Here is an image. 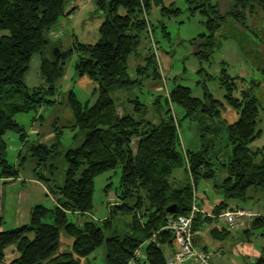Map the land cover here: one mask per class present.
<instances>
[{"label":"trees","instance_id":"1","mask_svg":"<svg viewBox=\"0 0 264 264\" xmlns=\"http://www.w3.org/2000/svg\"><path fill=\"white\" fill-rule=\"evenodd\" d=\"M187 1L203 15L206 27L197 39L195 56L209 62L224 40L232 38L260 77L231 75L223 61L219 78L225 88L223 99L207 90L200 98L192 94L189 86L176 84L148 104L141 100L138 90L144 88L147 80H163L158 49L152 46L156 43L142 49L145 37L153 39L150 16L156 7L164 13H179L181 8L166 6L164 0H96L106 14L99 27L100 39L91 44L76 38L73 46L62 49L49 34L61 18L76 11L78 6L73 0H0V177L17 178L28 158L35 157V176L57 200L54 207L35 205L28 224L0 230V264L11 245L17 246L19 256L9 264H84L83 260L104 243L106 264H127L135 250L158 230V243L146 246L145 261L167 264L166 257L175 250L166 255V247L173 246L174 235L164 227L170 216L190 211L201 178L216 176L212 155L223 133L232 151L227 162L222 163L227 177L219 185L224 200L216 213L227 208V200L247 201L251 189L255 190L256 199H264V147L251 150L249 146L262 134L257 124L260 108L264 110V0H224L225 9L223 0ZM54 46L60 48L57 56L48 52ZM74 52L79 53L77 76L89 77L97 88L92 94L96 95L93 103L82 102L72 89L65 96L73 113V120L65 127L79 129L72 146L62 148L59 138L51 146L34 141L28 145L30 154H19L20 161L14 164L9 160L8 135L16 132L27 143L26 128L17 115L58 103L45 94L58 93V83ZM35 54L42 55L43 83L29 87L26 77ZM117 89L127 96L134 94L126 99L133 103V111L117 104L111 92ZM174 104L184 108L183 118L200 123V150L184 149L179 122L172 110ZM150 105L154 109L151 119ZM118 107H123L122 113ZM226 107L237 111L236 121L223 117ZM134 139L136 150L132 146ZM118 167L122 170L118 200L103 223L110 227L118 211L131 213V231L106 237L104 227L95 220L71 221V213L91 212L95 178ZM176 169H183L186 175L179 186L172 180ZM171 204H177L174 213L167 212ZM209 217L198 213L193 230ZM255 230L264 235L263 214L254 215L246 231ZM63 233L71 238L69 249L61 248ZM250 264H264V254Z\"/></svg>","mask_w":264,"mask_h":264},{"label":"rangeland","instance_id":"2","mask_svg":"<svg viewBox=\"0 0 264 264\" xmlns=\"http://www.w3.org/2000/svg\"><path fill=\"white\" fill-rule=\"evenodd\" d=\"M212 1L215 2L216 0ZM73 3L78 6L76 11L68 17L61 18L49 34L52 41L55 43L60 42L62 49H68L73 46L76 38L81 42L96 43L100 39L99 27L106 17L105 12L98 8L96 0H73ZM164 3L166 6H171L172 4V8H181V11L179 13L168 11L164 13L154 8L150 16V20L154 25L153 39H151V37H145L142 42V49L143 46L153 44L154 42L156 43V45L152 46H157L156 48L159 51V62L164 77L163 80H147L144 83V88L138 90V95L142 101L150 104L149 101L153 100L154 95L165 94L176 84L189 86L192 89V94L200 98H204L207 90L212 93L215 98L223 99L225 88L220 86V73H218L221 71L223 61L227 62V69L231 75H242L247 78H251L252 76L260 77L259 71L254 70L251 66L244 65L243 67L245 68L242 70L241 61L247 58L243 55L238 42L232 38L224 40L223 45L215 52L211 61L201 62V60L195 56V51L198 46L197 39L206 31L203 15L193 10V4H190L187 0H164ZM222 3L224 7V0ZM223 9H225V7ZM162 23L165 24L166 28L163 27ZM232 33L235 32L232 30ZM54 48L55 46L48 50L50 55L53 54ZM41 58V54H36L32 59L31 67L26 77V83L29 87L39 86L43 83L39 72ZM78 58L79 53L74 52L70 59H68L66 74L58 83V93L45 94L47 99H57L58 103L43 105V110L38 109L37 111L17 115V119L20 123L30 127V124L32 125L33 123L31 118L35 115H42L43 119L37 120V126L43 123L48 124V121L51 123L57 121L55 125L57 124L59 126L60 124H69L73 119V113L70 106L65 102V96L70 89L76 92L77 97L82 102L90 100L91 103H93L96 100V95H92L89 92L90 89L85 86L84 83L79 80V76H77L75 64ZM133 59L134 57L132 56L130 61L132 70L134 68L132 65L133 63L135 64ZM247 61L249 62V59H247ZM202 64L206 70L200 73L198 69ZM159 84H161L162 88L160 92L154 89V86H159ZM111 92L118 105L122 104V106L125 107L129 106V111L134 110L133 103L126 102V99L128 97L133 98L134 94L132 95L130 93V95L127 96V94L120 89ZM151 93H153V95H151ZM150 106L148 117L151 119L154 109L152 105ZM121 110L120 107V113L122 112ZM172 110L179 122V133L184 149L186 148L193 151L200 150L202 146L200 123L197 120L183 118L185 110L180 105H172ZM223 117L227 118L229 122H232V112L228 110V107L223 110ZM259 129L262 130L263 135L258 136L249 145L251 150L264 147V110L262 107L260 108L259 121L257 124V130ZM78 130V128H76V131L66 128V134L64 133L62 136V148L72 146V139H68L67 134L70 133L69 135H72L74 132H78ZM10 135H14L13 139L18 137L16 132H11L8 137ZM222 135L224 136L217 141L215 154H211L216 176L210 179L201 178L198 181V188L196 190V192L205 193L207 197L210 198H213L216 194L213 191L219 190L217 193H222V189L216 187V185L222 180V173L224 172L222 163L227 162L232 151L231 145H229L226 138V133ZM14 141H16V139L9 141V143L13 144ZM132 146L134 150H136L137 139L133 140ZM8 152H10L9 160L15 162L16 157L13 155L14 152L12 150H8ZM258 158H261V155H259ZM177 175H179V177H177ZM121 176V167L97 176L94 181L93 208L91 212L81 216L70 214V220L77 223H83L88 219L95 220L104 227V234L106 237L113 234L124 235L129 233L131 231L130 224L133 218V214L131 213L118 211V214L113 215L110 227L104 226L103 223V220L110 215L115 201L118 200L117 188L120 185ZM185 176V171L183 169H176L173 172L172 180L176 177L175 180L179 186L183 184ZM254 200L256 201L254 202L255 204H259L260 206L264 205V199H256L254 197ZM243 202L245 203V201ZM44 204L47 206L53 205L48 199L44 201ZM63 235L71 239L66 233H63ZM63 246L67 249L70 248L65 241ZM95 253L97 254V260L101 264H105V243L98 247Z\"/></svg>","mask_w":264,"mask_h":264},{"label":"crops","instance_id":"3","mask_svg":"<svg viewBox=\"0 0 264 264\" xmlns=\"http://www.w3.org/2000/svg\"><path fill=\"white\" fill-rule=\"evenodd\" d=\"M155 9L160 10L158 7ZM157 56L159 59L158 50ZM244 65L251 66L254 69L251 61L248 62L247 59L241 61L242 70L245 68L243 67ZM200 69H203V71L206 70L203 64L199 67L198 72ZM218 73H221V71ZM79 80L84 83V85L90 89L89 92L93 94L94 90L97 88V83L86 76L79 77ZM154 89L159 92L162 91L161 84H159V86L155 85ZM151 95H153V93H151ZM42 107L40 108L41 110H43ZM119 108L120 107H118V111ZM121 109L123 112V107H121ZM228 110L232 112V122L236 121L238 119L237 111L231 107H228ZM31 119L33 123L32 125L30 124V127L23 124L27 132V143L20 140L18 133L17 138L13 139L14 135H10L8 137V143L9 141L16 139L13 144L9 143V150H12L14 152L13 155L16 157L15 162H13L16 165L20 161L19 154H30V151L28 150L29 143L35 141L51 146L56 143L58 138L62 142V136L64 133L66 134V127L64 124H60V126L57 124L55 125V122L57 121L51 123L46 119L48 124L43 123L37 126V120H42L43 117L41 115H35ZM58 133H60L59 136ZM69 134H67L68 139H72L75 132L72 135ZM262 135L263 133L261 136ZM37 166V158L29 157L27 162L22 166V168H20L19 176L17 178L11 179L0 177V230H9L28 224L30 222L32 208L37 204L45 205L44 201H46V199H48V201L50 200L53 204L49 207H54L57 204V200L54 194L50 192L48 186L35 176V169ZM177 177H179V175H177ZM226 177L227 170L225 169L222 173V180L216 185V187L219 188V185ZM174 179H176V177ZM196 190L194 194L197 196L200 207L205 211L204 216L211 217L204 221L203 224L195 231V243L198 247L203 248L210 253L212 264H250L264 254V235L262 234V231H246L249 228L250 220L254 215H264V205L260 206L259 204L254 203L256 202L254 200V189L250 190V198L245 201V203L243 201H239L238 199H230L226 201L228 205L226 209L240 208L250 212L249 216L238 218L235 227H228L227 222L220 217L222 211L220 213H216L217 206L224 200L223 191L221 194L217 193L219 190L213 191L216 194L213 198H210L207 197L205 193L196 192ZM71 214L76 216L84 215L78 212ZM62 239L66 242V244L71 243V239L67 237H63ZM61 248L65 249L63 245H61ZM175 248V244H173V246L166 247V255L172 253ZM18 256L19 251L17 246L11 245L5 250V258L1 264H9ZM83 262L84 264H101L97 260V254L95 252L89 258L84 259Z\"/></svg>","mask_w":264,"mask_h":264},{"label":"built area","instance_id":"4","mask_svg":"<svg viewBox=\"0 0 264 264\" xmlns=\"http://www.w3.org/2000/svg\"><path fill=\"white\" fill-rule=\"evenodd\" d=\"M198 213L204 214L205 211L200 207L197 196L194 195L192 207L187 214L172 215L168 218L164 228L172 231L176 248L174 254L166 257L167 264H212L210 253L198 247L195 243L193 223ZM249 215L250 212L244 209L232 208L224 210L220 217L227 222L228 227H235L238 218ZM159 232V230L153 231L151 237L135 250L127 264H147L145 261V248L147 245L157 242Z\"/></svg>","mask_w":264,"mask_h":264},{"label":"water","instance_id":"5","mask_svg":"<svg viewBox=\"0 0 264 264\" xmlns=\"http://www.w3.org/2000/svg\"><path fill=\"white\" fill-rule=\"evenodd\" d=\"M59 52H60V48L58 46H55L53 50V55L57 56L59 55ZM176 209H177V204H171L167 207V212L174 213Z\"/></svg>","mask_w":264,"mask_h":264}]
</instances>
